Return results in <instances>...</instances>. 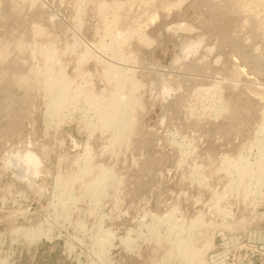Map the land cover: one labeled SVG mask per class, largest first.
Masks as SVG:
<instances>
[{"label": "rangeland", "instance_id": "rangeland-1", "mask_svg": "<svg viewBox=\"0 0 264 264\" xmlns=\"http://www.w3.org/2000/svg\"><path fill=\"white\" fill-rule=\"evenodd\" d=\"M0 54V264H264V0H0Z\"/></svg>", "mask_w": 264, "mask_h": 264}, {"label": "bare ground", "instance_id": "bare-ground-1", "mask_svg": "<svg viewBox=\"0 0 264 264\" xmlns=\"http://www.w3.org/2000/svg\"><path fill=\"white\" fill-rule=\"evenodd\" d=\"M231 2H232V1H231ZM173 5H174V4H173ZM154 19H155V16H154ZM180 24H182V23H180ZM183 25H184V24H182L181 26H183ZM178 26H179V25H178ZM181 26H179V27H181ZM185 26H186V25H185ZM189 26H190V25H189ZM189 26H188V27H189ZM176 27H177V26H176ZM183 27H184V26H183ZM183 27H182V29H183ZM170 28H171V27H170ZM173 28H175V27H173ZM173 28H172V29H173ZM175 29H176V28H175ZM189 29H190V27H189ZM180 30H181V29H180ZM187 30H188V28H187ZM190 30H191V29H190ZM174 31H176V30H174ZM178 31H179V30H178ZM191 31H192V30H191ZM194 31H195V30H194ZM194 31H193V32H194ZM107 32H108V31H107ZM111 32H112V31H111ZM184 32H185V31H184ZM188 33H190V31H189ZM143 34H144V33H143ZM143 34H142V35H143ZM191 34H192V32H191ZM146 37H147V36H146ZM144 39H145V38H144ZM147 39H148V37H147ZM147 41H148L149 43H151V42H150L151 39H150V40H147ZM201 43H202L201 39H197V40L195 39V40H192V42H188V43H186L185 45H183V47H182V51H181V52H190V53H191V54L189 53L190 55H188V56H185L186 53H184L183 56H184L185 58H190L191 55H192V51H194V52L196 53V52L199 50V47L201 46ZM104 47H105V46H104ZM116 47H117V46H116ZM119 47H120V46H119ZM101 48H102V47H101ZM113 48H114V47H113ZM213 48H214V47H213ZM103 49H105V48H103ZM195 50H196V51H195ZM213 51H214V50H213ZM53 53H54V52H53ZM53 53H52V54H53ZM98 53H99V52H98ZM101 53H102V52H101ZM112 53H113V52H112ZM116 53H117V52H116ZM208 53H209V51H208ZM104 54H105V53H104ZM118 54H119V53H118ZM43 55H44V54H43ZM84 55H85V54H84ZM114 55H115V54H114ZM0 56H1V54H0ZM49 56H51V55L49 54ZM52 56H53V55H52ZM116 56H117V55H116ZM118 56H119V55H118ZM0 58H1V57H0ZM81 58H82V57H81ZM110 58H111V57H110ZM116 58H117V57H116ZM116 58H114V59H116ZM83 59H85V58H83ZM83 59H81V60H83ZM114 59H113V60H114ZM117 59H118V58H117ZM201 59H202V58H201ZM205 59H206V58H205ZM233 59H234V58H233ZM259 59H260V57H259ZM113 60H112V61H113ZM127 60H128V59H127ZM235 60H236V58H235L233 61L235 62ZM101 61H102V60H101ZM107 61H108V60H107ZM110 61H111V60H110ZM134 61H136V57H135ZM200 61H201V60H200ZM202 61H203V60H202ZM204 61H205V60H204ZM251 61H252V60H251ZM254 61H255V60H254ZM121 62H122V61H121ZM106 63H109V61L106 62ZM106 63H105V64H106ZM110 63H111V62H110ZM133 64H134V63H133ZM237 64H238V63H237ZM109 65H110V64H109ZM137 65H138V63H137ZM197 65H198V64H197ZM205 65H206V64H205ZM50 66H51V64H50ZM195 66H196V65H195ZM200 66H201V65H200ZM235 66H236V65H235ZM51 67H52V66H51ZM77 67H78V66H77ZM110 67H111V65H110ZM119 67H120V66H119ZM135 67H136V66H135ZM196 67H197V66H196ZM111 68H112V67H111ZM111 68H109V69H111ZM113 68L115 69V67H113ZM113 68H112V69H113ZM156 68H157V67H156ZM52 69H54V68H52ZM76 69H77V68H76ZM78 69H79V68H78ZM133 69H134V68H133ZM235 69H236V68H235ZM235 69H234V70H235ZM238 69L241 70L242 74L245 72L246 74H245V73H244V74H245L246 76H249V75H247L248 73H247V69H246V67L244 68L243 66H241V67L239 66V67L237 68V71H238ZM47 70H48V69H47ZM79 70H81V69H79ZM82 70H85V69H82ZM116 70H118V69L116 68ZM116 70H115V72H116ZM181 70H182V69H181ZM185 70H186V69H185ZM64 71H65V70H64ZM76 71L78 72V70H76ZM110 71H111V70H110ZM136 71H137V70H136ZM136 71H135V72H136ZM193 71H194V70H193ZM235 71H236V70H235ZM51 72H52V71H51ZM51 72H50V73H51ZM53 72H54V71H53ZM84 72H85V71H84ZM112 72H113V71H112ZM238 72H240V71H238ZM82 73H83V72H82ZM88 73H89V72H88ZM128 73H129V72H128ZM44 74H45V73H44ZM159 74H160V73H159ZM184 74H185V73H184ZM188 74H189V73H188ZM190 74H191V73H190ZM194 74H195V73H194ZM236 74H237V73H236ZM239 74H240V73H239ZM244 74H243V75H244ZM45 75L48 76V74H45ZM54 75H55V74H54ZM62 75H63V73H61V76H62ZM79 75H80V73H79ZM86 75H87V74H86ZM88 75H89V74H88ZM108 75H109V74H108ZM112 75H113V74H112ZM163 75H164V73L162 74V76H163ZM179 75H180V74H179ZM237 75H238V74H237ZM245 75H244V76H245ZM80 76H81V75H80ZM114 76H115V78L117 79V81L119 80V81L122 82V80H126V78H127L128 75L126 74V75L124 76V75L120 74L119 71H118V72L114 73ZM160 76H161V74H160ZM187 76H188V75H187ZM192 76H193V74H192ZM53 77H54V76H53ZM76 77H77V76H76ZM86 77H87V76H86ZM184 77H185V75H184ZM241 77H242V76H241ZM50 78H52V77H49V79H48V77H47V78H46V79H47L46 82H48V80H50ZM84 78H85V77H84ZM250 78H251V77H250ZM53 79L55 80V79H58V78L56 77V78H53ZM70 79H71V77H70ZM163 79L165 80V78H163ZM169 79H170V78H169ZM183 79H184V78H183ZM186 79H187V78H186ZM192 79H193V78H192ZM51 80H52V79H51ZM51 80H50V81H51ZM72 80H73V79H72ZM114 80H115V79H114ZM135 80H136V79H135ZM160 80H161V79H160ZM164 80H163V82H162V87H164V89L167 88L166 86L172 88V86H170L169 82L166 81L167 79H166L165 81H164ZM22 81H23V79H22ZM58 81L60 82V80H55V81H52V83H50V84H53V85L56 87V86L59 85ZM119 81H118V82H119ZM127 81H128V80H127ZM161 81H162V80H161ZM175 81H176V80H175ZM66 82H67V81H66ZM118 82H117V83H118ZM234 82H235V81H234ZM48 83H49V82H48ZM68 83H69V82H68ZM68 83H67V85H68ZM70 83H71V82H70ZM115 83H116V82H115ZM131 83H132V82H131ZM136 83H138V82H136ZM136 83H135V84H136ZM180 83H181V82H180ZM77 84H78V83H77ZM121 84H122V83H121ZM158 84H159V86H161L160 83H158ZM117 85H118V84H117ZM137 85H139V84H137ZM51 86H52V85H51ZM68 86H69V85H68ZM68 86H67V87H68ZM125 86H126V85H125ZM55 87H54V88H55ZM157 87H158V86H157ZM213 87H214V86H213ZM65 88H66V87H65ZM115 88H116V87H115ZM117 88H118V87H117ZM139 88H140V87H139ZM56 89H57V88H56ZM203 89H204V88H203ZM209 89H210V88H209ZM209 89H208V90H209ZM53 90H54V89H53ZM60 90H61V89H60ZM103 90H104V89H103ZM108 90H109V89H108ZM118 90H119V88H118ZM199 90H201V89H199ZM64 91H65V89H64ZM66 91H67V90H66ZM87 91H89V90H87ZM87 91H86V92H87ZM111 91H112V90H111ZM209 91H210V90H209ZM55 92H56V91H55ZM108 92H109V91H108ZM133 92H134V91H133ZM205 92H206V91H205ZM205 92H204V93H205ZM214 92H215V91H214ZM70 93H72V92L70 91ZM112 93H113V92H112ZM120 93H121V92H120ZM196 93H197V92H196ZM201 93H202V92H201ZM68 94H69V93H68ZM80 94H81V93H80ZM115 94H116V93H115ZM121 94H123V93H121ZM124 94H125V93H124ZM157 94H158V93H157ZM197 94H198V93H197ZM49 95H50V93H49ZM51 95H52V94H51ZM53 95H54V94H53ZM53 95H52V96H53ZM59 95H60V94H59ZM61 95H62V94H61ZM61 95L59 96V99H58L59 101L55 104V105L57 106V108H59L60 105H62V106L65 105L66 100H68V99L64 98L63 96H61ZM71 95H72V94H71ZM113 95H114V93H113ZM81 96H82V95H81ZM133 96H134V94H133ZM54 97H55V96H54ZM68 97H69V95H68ZM70 97H71V96H70ZM89 97H90V96H89ZM92 97H93V96H92ZM92 97H91V98H92ZM105 97H106V96H105ZM110 97H111V96H110ZM119 97H120V95H119ZM126 97H127V96H126ZM129 97H130V96H129ZM157 97H158V96H157ZM56 98H57V97H56ZM121 98H122V97H121ZM52 99H53V98H52ZM52 99H51V100H52ZM87 99H88V98H87ZM56 100H57V99H56ZM84 100H86V99H84ZM93 100H94V99H93ZM100 100H101V99H100ZM105 100L108 102L107 99H105ZM105 100H104V101H105ZM111 100H112V99H111ZM111 100H109L110 103L113 101V100H112V101H111ZM53 101H55V100H53ZM64 101H65V102H64ZM86 101H87V100H86ZM115 101H116V100H115ZM134 101H135V100H134ZM77 102H78V101H77ZM90 102H91V101H90ZM97 102H98V101H97ZM107 102H106V103H107ZM116 102H117V101H116ZM50 103H51V102H50ZM50 103H49V104H50ZM67 103H68V102H67ZM67 103H66V104H67ZM135 103H136V102H135ZM53 104H54V103H53ZM71 104H73V103H71ZM84 104H85V103H84ZM93 104H94V103H93ZM104 104H105V102H104ZM104 104H103V105H104ZM129 104H130V103H129ZM96 105H97V104H96ZM115 105H116V104H115ZM120 105H121V106H122V105H128V103L125 102V101H122V102H119L118 106H120ZM50 106H51V105H50ZM53 106H54V105H53ZM56 106H55V107H56ZM62 106H61V107H62ZM70 106H71V105H70ZM85 106H86V105H85ZM85 106H84V107H85ZM107 106H109L110 109L112 110V112H111L108 116L105 114V115H106V118H105V117H104V118H105V123H107V125H111V123H108V122H107V120L110 121L111 119L113 120L112 123H114L115 125H116V123H118V124H119V127H120V125L125 127V126H126V123H127L128 125L131 124L132 121H129V122H126V123H125V120H123L124 123L121 121L123 124L119 123V122H120V120L118 119V114H119V113L117 112L118 114L116 115V112H115V111L117 110V108H116L115 106L110 105L109 103H108ZM121 106H120V107H121ZM61 107H60V108H61ZM95 107H96V106H95ZM98 107H99V106H98ZM104 107H105V106H104ZM123 107H125V106H123ZM126 107H127V106H126ZM128 107H129V106H128ZM52 109H53V108H52ZM55 109H56V108H55ZM62 109H63V108H62ZM62 109H61V110H62ZM73 109H74V108H73ZM107 109H108V108H107ZM120 109H121V108H120ZM98 110H99V109H98ZM101 110H102V109H101ZM103 110H104V109H103ZM111 110H110V111H111ZM55 111H56V110H55ZM67 111H68V110H67ZM73 111H74V110H73ZM110 111H109V112H110ZM105 112H106V111H105ZM128 112H129V111H128ZM56 113H57V112H56ZM59 113H60V112H59ZM59 113H58V114H59ZM88 113H89V112H88ZM95 113L98 114V112H95ZM102 113H103V112H102ZM122 113H123V112H122ZM58 114H57V116H58ZM51 115H52V114H51ZM53 115H55V114L53 113ZM100 115H101V114H100ZM132 115H133V114H132ZM66 116H67V115H66ZM94 116H95V115H94ZM133 116H134V115H133ZM51 117H52V116H51ZM90 117H91V116H90ZM95 117H96V116H95ZM100 118H101V116H100ZM56 119H57V118H56ZM86 119H87V118H86ZM102 119H103V118H102ZM135 119H136V118H135ZM51 120H52V118H51ZM88 120H89V119H88ZM88 120H87V121H88ZM130 120H131V119H130ZM52 121H53V120H52ZM101 121H102V120H101ZM135 121H136V120H135ZM110 122H111V121H110ZM54 123H55V122H54ZM61 123H62V122H61ZM87 123H88V122H87ZM87 123H86V124H87ZM91 123H92V122H91ZM132 123H133V122H132ZM52 124H53V123H52ZM55 125H56V124H55ZM88 126H89V125H88ZM111 126H112V125H111ZM111 126H110V128H111ZM117 126H118V125H116V127H117ZM48 127H49V126H48ZM86 127H87V126H86ZM100 127H101V126H100ZM124 127H123V128H124ZM90 128H91V127H90ZM94 128H95V127H94ZM92 129H93V128H92ZM113 129H114V128H113ZM133 129H134V128H133ZM133 129H132V130H133ZM259 129H260V130H264V125H261V126L259 127ZM125 130H126V129H125ZM128 130H129V129H128ZM92 131H93V130H92ZM101 131H102V130H101ZM114 131H116V130L114 129V130H113V133H114ZM117 131H118V130H117ZM117 131H116V132H117ZM122 131H123V130H122ZM130 131H131V129H130ZM130 131H129V132H130ZM88 133H89V132H88ZM131 134H132V133H131ZM131 134H130V136H131ZM122 135H123V134H121V132H120V133L117 132V133L112 137V142H117L118 140H122V139H121V138H122ZM126 135H127V134H126ZM90 137H91V136H90ZM109 140H110V139H109ZM128 141H129V139H128ZM125 142H126V140H125ZM118 143H119V142H118ZM122 143H124V142H122ZM86 144L88 145V143H86ZM127 144H128V143H127ZM115 145H116V144H115ZM117 145H118V144H117ZM86 147H87V146H86ZM90 147H91V146H90ZM116 147H117V146H116ZM87 148L89 149V145H88ZM87 148H84V150H86V151L88 152L89 150H87ZM118 148H119V147H118ZM7 149H8V148H7ZM114 149H115V148H114ZM90 151H91V150H90ZM43 152H45V151H43ZM92 153H93V152H92ZM88 154H90V153L88 152ZM88 154H87V156H88V157H91L92 154H91L90 156H89ZM42 155H43V154H42ZM44 155H45V154H44ZM83 155H85V152H84ZM93 156H94V155H93ZM82 157H83V156H82ZM82 157H81V158H82ZM88 157H87V158H88ZM63 158H64V157H63ZM84 158H85V157H84ZM91 158H92V157H91ZM240 158H241V157H240ZM85 159H86V158H85ZM238 159H239V158H238ZM242 159H243V158H242ZM31 160H32V161H35V160H36V161H38V163H41V159L38 157V154L36 155V153L33 152V151H31V150H30V151H27L26 153H20L18 156H14V155H13V157H11V159L9 160V163H10L11 166L13 165V166H15V167H16V166H19V167H21V168H24V165L29 166V165L32 164ZM83 160H84V159H83ZM90 160H91V159H90ZM228 160H230V159H228ZM91 161H92V160H91ZM260 161H261V159H260ZM240 162H241V161H239V163H240ZM261 162H262V161H261ZM261 162H260V163H261ZM88 163L90 164V162H88ZM86 164H87V160H86ZM86 164H85V165H86ZM248 164H249V163H248ZM77 165H78V164H77ZM87 165H88V164H87ZM91 166L93 167V165H90V168L92 169ZM237 166H238V165H237ZM248 166H249V165H248ZM253 166H254V165H253ZM101 167H102V166H101ZM244 167H245V166H244ZM263 167H264V166H263ZM84 168H85V166H84ZM80 169H81V168H80ZM237 169H238V168H237ZM258 169H259V168H258ZM88 170H89V169H88ZM100 170H101V168H100ZM106 170H107V169H106ZM245 170H246V169H245ZM248 170L250 171V169L247 167V171H244V173L249 174V173H248V172H249ZM102 171H103V169H102ZM102 171H101V172H102ZM241 171H242V170H241ZM262 171H263V170H262ZM72 172H73V171H72ZM94 172H95V171H94ZM96 172H97V171H96ZM231 172H232V171H231ZM60 173H61V172H60ZM76 173H77V172H76ZM83 173H84V172H83ZM86 173H87V171H86ZM88 173H90V175H91V172H88ZM109 173H110V172H109ZM239 173H240V172H239ZM242 173H243V172H242ZM244 173H243V174H244ZM20 174H21L23 177H25V178L28 177L27 174H25L23 171L20 172ZM106 174H108V173H106ZM250 174H251V173H250ZM257 174H258V173H257ZM257 174H255V175L257 176ZM262 174H263V173H262ZM262 174H261V175H262ZM79 175H80V173H79ZM90 175H88V176H90ZM100 175H101V174H100ZM58 176H59V175H58ZM231 176H232V175H231ZM238 176H239V175H238ZM238 176H237V177H238ZM263 176H264V175H262V177H263ZM86 177H87V176H86ZM96 177H97V176H96ZM232 177H233V176H232ZM252 177H254V176H252ZM252 177H251V179H252ZM57 178H59V177H57ZM62 178H63V177H62ZM74 178H75V177H74ZM108 178H109V177H108ZM241 178H242V176H241ZM27 179H28V178H27ZM27 179H26V180H27ZM79 179H80V178H79ZM79 179H78V180H79ZM95 179H96V178H95ZM237 179H238V178H237ZM26 180H25V181H26ZM59 180H60V179H59ZM76 180H77V179H76ZM105 180H106L105 177L100 176V177H98L96 180H94V182L91 183V185L94 186V188H96L98 185L102 184ZM262 180H263V179H262ZM262 180H261V181H262ZM56 181L58 182L57 179H56ZM60 181H61V180H60ZM67 181H68V180H67ZM67 181H66V182H67ZM106 181H107V180H106ZM235 181H236V180H235ZM258 181H260V180H258ZM239 182H240V180H239ZM263 182H264V181H263ZM67 183H68V182H67ZM67 183H66V184H67ZM72 183H73V182H72ZM104 183H105V182H104ZM235 183H236V182H235ZM58 184H59V182H58ZM62 184H63V183H62ZM229 184H232V183H229ZM102 185H103V184H102ZM105 185H107V184H105ZM237 185H238V184H237ZM65 186H66V185H65ZM73 186H74V185H73ZM87 186H88V184H87ZM89 186H90V184H89ZM89 186H88V187H89ZM231 186H232V185H231ZM103 187H104V186H103ZM103 187H102V188H103ZM65 188H66V187H65ZM104 188H105V187H104ZM229 188H230V187H229ZM86 189H87V188H86ZM88 189H89V188H88ZM98 189H99V188H98ZM83 190H84V189H83ZM231 190H232V189H231ZM231 190H230V191H231ZM91 191H92V190H91ZM84 192H85V191H84ZM85 193H86V192H85ZM90 193H91V192H90ZM62 194H63V193H62ZM92 195H93V194H92ZM71 197H72V196H71ZM81 199H82V198H81ZM51 203H52V202H51ZM99 204H100V203H99ZM64 205H65V204H64ZM261 217H262V216H261ZM69 219H70V218H69ZM249 219H250V218H249ZM257 220H258V219H257ZM260 220H261V219H260ZM78 226H79V225H78ZM40 228H41V227H40ZM23 229H24V228H23ZM49 231L51 232V230H49ZM171 233H172V232H171ZM105 234H106V233H105ZM38 235H39V234H38ZM59 237H60V236H59ZM52 238H53V237H52ZM100 240H101V239H100ZM101 241H102V240H101ZM108 242H110V241H108ZM104 243H105V242H104ZM104 243H103V244H104ZM104 245H105V244H104ZM106 246H107V245H106ZM197 253H198V252L195 251L194 247L190 244V242L187 243V247L184 248V254H185V256L188 258L187 260H188L189 262H191V260L193 259L194 255H196Z\"/></svg>", "mask_w": 264, "mask_h": 264}]
</instances>
